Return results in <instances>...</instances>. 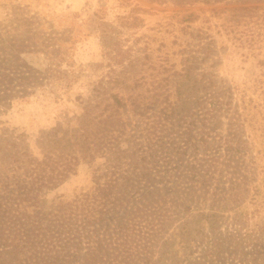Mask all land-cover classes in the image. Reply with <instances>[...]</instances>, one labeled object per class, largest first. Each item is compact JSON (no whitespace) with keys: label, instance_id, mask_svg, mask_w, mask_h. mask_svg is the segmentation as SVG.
Segmentation results:
<instances>
[{"label":"rangeland","instance_id":"rangeland-1","mask_svg":"<svg viewBox=\"0 0 264 264\" xmlns=\"http://www.w3.org/2000/svg\"><path fill=\"white\" fill-rule=\"evenodd\" d=\"M9 4L51 18L59 29L74 27L77 36L72 85L52 81L1 114L6 127L27 135L35 152L42 133L58 129L60 136L74 139L78 129V151L84 155L86 134L100 112H114L118 127L124 125L122 149L142 145L148 159L158 155L163 160L179 144L185 146L171 167L180 177L155 196L166 213L160 239L169 241L161 264L187 256L212 222L223 231L241 219L264 228V0H0L1 23ZM97 10L103 17L88 29L89 15ZM132 14L141 20L123 24L132 21ZM106 24L114 26L115 34L105 40ZM25 57L39 68L46 66L40 54ZM155 89L170 93L172 101L181 99L173 124L149 121L163 96L157 98ZM113 94L128 98L117 113ZM107 156L84 157L76 174L44 193L46 206L93 185V170ZM194 159L201 167L190 170ZM186 223L191 237H178L170 245Z\"/></svg>","mask_w":264,"mask_h":264},{"label":"trees","instance_id":"trees-1","mask_svg":"<svg viewBox=\"0 0 264 264\" xmlns=\"http://www.w3.org/2000/svg\"><path fill=\"white\" fill-rule=\"evenodd\" d=\"M21 7L9 4L7 18L0 22V117L16 99L29 97L52 81L69 87L76 80L74 27L59 29L53 19L31 16ZM102 17L100 10L89 15L87 28L97 27ZM139 20L132 14V21L123 24L135 26ZM114 30L106 24L101 35L109 39ZM28 53L40 54L46 66L31 64L25 57ZM154 94L163 96L149 121L173 124L181 99L172 101L170 93L156 89ZM127 99L112 95L116 113ZM131 104L140 105L136 100ZM97 116L94 129L86 134L83 156L78 151L82 136L77 135L78 129L72 133L74 139L60 136L58 129L42 133L34 143L37 153L26 134H17L0 119V264H161L165 259L169 241L160 239L166 228L165 205L155 196L161 186L180 177L173 175L171 167L181 159L185 146L179 144L175 154L170 151L163 160L158 155L148 159L142 145L134 151L121 148L124 125L118 127L114 112ZM153 134L158 142L160 137ZM96 154L109 156L94 168L93 185L47 207L44 193L76 174L84 157L94 159ZM194 161L190 170L201 167ZM241 220L228 231L212 222L211 230L187 256L169 264H264V228ZM191 232L188 223L181 226L170 245L178 237L186 241Z\"/></svg>","mask_w":264,"mask_h":264}]
</instances>
